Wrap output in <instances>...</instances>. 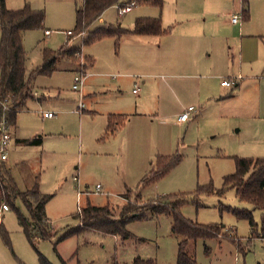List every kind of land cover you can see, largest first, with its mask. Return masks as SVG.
Segmentation results:
<instances>
[{
    "label": "rangeland",
    "instance_id": "374dc122",
    "mask_svg": "<svg viewBox=\"0 0 264 264\" xmlns=\"http://www.w3.org/2000/svg\"><path fill=\"white\" fill-rule=\"evenodd\" d=\"M248 3L249 19L245 20L241 10ZM26 5L46 13L44 27L24 36L31 68L43 63L44 49L59 51L69 31L73 32L71 46L92 55L96 63L87 71L81 92L74 91L73 84L83 71L82 58L72 61L78 72L61 63L51 76H39L33 84L37 94L18 114L7 166L22 191L39 177L41 191L52 196L46 215L54 232L51 239L37 240L33 246L16 210L1 207L0 225L11 243L7 245L0 234V264H40L39 252L52 264H62L55 244L78 225L74 216L79 210L88 204L120 208L126 202L124 195L144 203L179 195L188 201L181 209L184 217L221 226V237L189 243L187 251L198 264H264V240L252 237L249 220L233 213L251 211L260 232L262 212L224 184L227 176L236 173L237 159L264 158V67L259 74L263 80L248 83L239 92L237 87L221 86L229 78L219 58L238 42L232 16L240 20L237 28L263 30L264 0H165L162 9L142 6L125 14L119 6L112 7L103 15V26L121 23L133 29L139 17H161L166 34L159 38L123 35L119 45L107 37L88 46L84 45L86 34L75 31L76 11L84 0H6L11 11ZM213 17L220 22L211 26ZM204 41L206 49L221 50H182ZM210 59L214 71L210 66L195 70L190 65ZM211 75L221 77L209 79ZM42 94L46 98L39 100ZM189 107L195 112L182 124L180 116ZM44 113L54 116L44 118ZM111 114L125 115L126 121L108 134ZM37 137L43 138L42 146H23L17 141ZM160 156L179 159L178 165L148 182L158 171ZM16 206L28 216L21 200ZM128 231L134 238L125 242L119 237L86 234L64 239L57 250L70 264L77 260L81 264H132L136 258L177 264L179 241L172 234L170 216L131 222Z\"/></svg>",
    "mask_w": 264,
    "mask_h": 264
},
{
    "label": "trees",
    "instance_id": "16d2710c",
    "mask_svg": "<svg viewBox=\"0 0 264 264\" xmlns=\"http://www.w3.org/2000/svg\"><path fill=\"white\" fill-rule=\"evenodd\" d=\"M132 4H134L133 8L150 6L162 9L165 0H84L83 7L77 8L75 27V31L79 34H86L84 45L94 44L107 37L115 38L119 45L123 35L160 37L166 34L161 17L138 18L133 29L124 28L121 24L94 27L108 9L119 6L121 13L125 7ZM243 15L248 18V7L244 9ZM45 21L44 10H34L26 5L22 10L11 11L6 8V0H0V122L6 119L11 127L17 125L18 114L26 109L28 101L34 99L35 94L31 84L37 77L51 76L58 70L57 66L63 60L77 61L78 58H82L84 74L95 65L92 57L84 56L81 48L72 47L67 41L59 51L44 49L43 64L27 75V53L23 45V36L27 31L42 29ZM125 121L126 116L110 115L107 133H114ZM20 143L24 146H42L43 144L39 137L22 140ZM178 162L179 159L171 160L170 157L160 156L158 171L148 182L163 177L177 166ZM224 184L225 189H236L241 201L252 204L255 210L262 212V226L260 232H257L251 211H233L238 219L249 220L254 231L252 237L264 240V158L237 159L236 173L227 176ZM123 197L126 203L120 208L88 204L79 210L74 216L78 225L67 231L55 244V251L62 264H70L69 260H64L57 250L58 243L64 239L98 234L119 237L125 242L134 238V235L128 231V225L131 222L150 221L162 215L172 218V234L179 241L177 264H198L195 256L187 251L189 243L217 239L224 233L219 225H202L184 217L181 209L188 201L182 196H164L146 203L132 200L128 195ZM51 198L52 196L41 193L39 177L30 188L22 191L12 174V169L6 163L0 162V210L4 206L16 210L20 226L33 246H36L37 240H49L53 237L52 222L46 215V206ZM18 200L23 202L28 216L17 208ZM0 234L3 241L10 246L9 233L2 224ZM209 251L207 249V253ZM39 257L40 264H52L40 252ZM76 264L81 263L77 260ZM112 264L120 263L114 261ZM132 264H157V262L152 259L136 258Z\"/></svg>",
    "mask_w": 264,
    "mask_h": 264
},
{
    "label": "crops",
    "instance_id": "0c3cea01",
    "mask_svg": "<svg viewBox=\"0 0 264 264\" xmlns=\"http://www.w3.org/2000/svg\"><path fill=\"white\" fill-rule=\"evenodd\" d=\"M246 5L249 8V3L246 4ZM114 7H118V6H114ZM247 7L244 5L243 9L241 10V14L242 15H243L244 9L247 8ZM232 17H231V22H232ZM139 18H152V17H139ZM243 18L245 20H248L249 16H248V18H245L244 15H243ZM219 22L220 21L215 19V17H213V20L209 21V23H211V26H213V24H216V23H219ZM239 22H240V20H238L236 23L232 22V24L235 25V28L237 29L236 32H235L236 39L238 40L237 44L234 45V46L232 45L229 48H227V50H229V51L224 52L221 56H219V58L223 59V63L222 64H224L225 69H227L226 70L227 71V76H228L227 78L236 79L237 80L236 87L238 88L239 92H241L243 87L246 86L248 83H252L254 81H257L258 79H262L263 80V78L259 74H260V71L262 70V67H264V24H263V30L262 31L253 32V31H246V29H244L243 27L242 28L241 27L237 28ZM104 24H106V21L104 20V18L102 16L94 27L97 28V27L103 26ZM117 24H121V23H117ZM117 24H115V25H117ZM207 24H208V22H207V20H205L204 24H203L204 30L207 29ZM110 25H114V24H110ZM47 31H49V30L45 31V35L46 36H50L51 31H50L49 35L46 34ZM26 33H24V36H25ZM24 36H23V40H24ZM146 37H148V36H146ZM160 37H162V36H160ZM156 38H159V37H156ZM203 39L205 41L208 40L205 32H204V35H203ZM68 41L70 42L69 44L71 46L72 45V41L70 40L69 36H68ZM205 41L203 43H200V42L192 43V44L188 45L185 49H182V50H193L194 52H196L197 50H217V49L221 50L220 48L215 49L214 47L206 49L205 46H204L205 45ZM210 41H212V40H210ZM83 54H84V56L92 57L95 60V58L92 55H87L84 52H83ZM212 56H213V54L211 55V57ZM42 59H43V57H42ZM29 62H30V58H29V56L27 54V61H26L27 75H29V73L31 71L36 70L37 68H39L43 64L42 63L38 67L31 68L29 66ZM61 63H62L61 66H63V67L67 66L68 69H71L74 72L77 71L76 67L72 64V61H70V60L61 61L58 64V66H57L58 69H59ZM256 64H257V67H256ZM190 65H191L192 69H195V70L208 69V66H210L211 71H214V69H215L214 68L215 66H214V60L213 59H212V61H211V59L209 61L207 60V62L205 61L202 64H201V62L193 61V62H190ZM247 65H248V67H247ZM94 67H95V65H94ZM93 68H91V69H93ZM91 69H89V70H91ZM253 73L255 74V76H254ZM250 74L253 76L254 80H250L252 78L250 76ZM85 75L87 76V72H86ZM220 77H221V75H211L208 78L209 79L210 78L219 79ZM35 80L32 82L31 86H32V90H33L34 94L35 93L37 94L35 86L33 85ZM222 82H221V86H222ZM222 87H224V86H222ZM225 88H227V87H225ZM135 90L136 89L133 90L134 94H136L134 92ZM44 98H46V96L42 94V97H40L39 100H43ZM26 109H27V107H26ZM25 110H23L22 112H24ZM22 112H20V113H22ZM184 112H182V113H184ZM111 115L125 116V115H116V114H111ZM261 116L264 117V113H262ZM16 129H17V125L15 127H13L12 135H13V132ZM39 138H41L42 142H43V138L42 137H39ZM12 140H13V137H12ZM22 140H27V139H18L17 141L20 143V141H22ZM11 143H12V141H11ZM20 145H22V144L20 143ZM11 147L12 146H10V149H11ZM40 191H41V181H40ZM41 193H43V192L41 191Z\"/></svg>",
    "mask_w": 264,
    "mask_h": 264
},
{
    "label": "built area",
    "instance_id": "2783aa9c",
    "mask_svg": "<svg viewBox=\"0 0 264 264\" xmlns=\"http://www.w3.org/2000/svg\"><path fill=\"white\" fill-rule=\"evenodd\" d=\"M133 5H129L125 7L122 11L121 14L129 13L133 9ZM239 20L237 16L232 17V22L236 23ZM47 35L50 34V31L46 32ZM68 36H72L73 32L69 31L67 32ZM86 75L82 72L79 71L78 74L74 78V84H73V89L74 91H79L81 92L84 84H85V77ZM1 85V84H0ZM237 85V80L233 78L225 79L222 82V86L227 87V88H232L236 87ZM137 93V90L134 91ZM195 112L194 107H189L184 113L181 114L180 116V123H185L191 119V114ZM44 118H52L54 115L52 113H44L43 114ZM11 141H12V127L9 125L6 119H3L0 122V162L2 163H8L10 160L9 156V150L11 146ZM98 190L100 187L97 188ZM4 211L9 210L7 206L3 207Z\"/></svg>",
    "mask_w": 264,
    "mask_h": 264
}]
</instances>
